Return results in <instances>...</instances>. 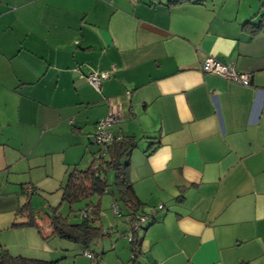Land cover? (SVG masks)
I'll return each instance as SVG.
<instances>
[{"label":"crops","instance_id":"1","mask_svg":"<svg viewBox=\"0 0 264 264\" xmlns=\"http://www.w3.org/2000/svg\"><path fill=\"white\" fill-rule=\"evenodd\" d=\"M171 1L0 0L1 250L46 259L35 230H10L25 188L59 194L111 113L139 140L151 263L264 264V0ZM207 58L249 84L203 73ZM93 73L109 75L98 91Z\"/></svg>","mask_w":264,"mask_h":264},{"label":"trees","instance_id":"2","mask_svg":"<svg viewBox=\"0 0 264 264\" xmlns=\"http://www.w3.org/2000/svg\"><path fill=\"white\" fill-rule=\"evenodd\" d=\"M180 2L181 0H174L169 3L176 4ZM260 28L261 25L252 26L250 32H257ZM117 135L121 136L120 140H114L106 148H99L97 152L92 154L93 160L89 166L84 169L74 167L66 173L65 183L60 190L61 202H65L71 206L78 202L90 201L85 208L80 210V222L75 224L69 223L68 217L62 216L57 208H54L52 213L47 215L48 231L41 230L38 216L39 211H35L31 207L29 199L30 195L36 192H34L33 186L28 185L25 188V192L23 191V194L27 195V199L16 211L10 225V230L32 229L37 232L44 242L52 238H58L80 246L83 252L87 251L86 248L90 243L104 236L100 225L99 201L92 202L91 199L93 197L99 198L101 195L109 193L108 173H113L114 176L112 191L110 193L114 197L112 208L115 215L119 216V211L115 204L116 202H120L126 209L130 223H137V217L143 215L146 221L149 217H152L151 223L147 225V227H150L154 223V213L150 212L148 216L142 213L143 204L135 194L129 175L130 164L128 157L137 148L139 140L133 136ZM145 139L149 140V138ZM152 142H149L148 153L153 152L159 145L158 142ZM181 199L182 197L179 196L176 200L180 201ZM136 231L137 227H132L129 231L130 233L126 235L129 241L131 264H141L138 259L146 253L142 247V239L135 237ZM87 252L90 253L89 251ZM90 254V260H93L94 256L92 253ZM0 264H58V260L32 259L19 255L13 256L7 250L0 249ZM96 264L99 263L96 262ZM147 264L154 263H151L147 259Z\"/></svg>","mask_w":264,"mask_h":264},{"label":"rangeland","instance_id":"3","mask_svg":"<svg viewBox=\"0 0 264 264\" xmlns=\"http://www.w3.org/2000/svg\"><path fill=\"white\" fill-rule=\"evenodd\" d=\"M89 146L91 147V151H97L99 149L94 144ZM90 155L92 156V153L85 155L78 169H84L88 166L91 159ZM113 178V173H108V182L110 184V187H108L109 193L101 195L99 198L93 197L91 199L92 202L99 201L100 225L104 234L103 237L90 243L86 248L87 251L92 253L94 259L90 260L84 257L82 254L83 249L80 246L65 240L52 238L46 242L49 251L45 260H58V264H92V262L93 264H96V262L99 264H131L129 241L126 235L130 233L129 231L132 227H137L135 237L143 240L145 235L144 230L148 228L147 225L151 223L152 217H149L148 222L146 221L143 224L138 223V221L132 224L129 221L125 207L120 202H116L115 204L118 208L119 216L115 215L112 208L114 197L110 193L112 191ZM60 195L61 191L59 194L53 193L52 195H47V197L34 194L30 195L31 207L35 211H39L38 216L41 230H48L47 215L51 214L54 208H57L62 216H67L69 223L75 224L81 220L79 216L80 210L90 203L87 200L69 206L65 202H61ZM144 214L148 216L150 212ZM146 250L144 249L146 252L144 256L138 259L141 264H147V259L151 262L150 254Z\"/></svg>","mask_w":264,"mask_h":264},{"label":"built area","instance_id":"4","mask_svg":"<svg viewBox=\"0 0 264 264\" xmlns=\"http://www.w3.org/2000/svg\"><path fill=\"white\" fill-rule=\"evenodd\" d=\"M201 71L203 73H208L215 75L217 77L223 78L227 81H232L235 83L247 86L249 84V76L246 74H239L235 71L233 65H224L213 58H207L203 61L201 65ZM108 73H93L86 77L87 82L99 90L100 83L108 78ZM116 122V118L113 114L109 113L105 118L99 120L95 126V131L93 134L92 142L94 145L101 149L106 148L114 140H120V135L113 134L110 130L111 126ZM162 207H158L161 209ZM137 221L140 224L146 222V218L143 215L137 217ZM83 256L91 259V254L87 251L83 252Z\"/></svg>","mask_w":264,"mask_h":264}]
</instances>
